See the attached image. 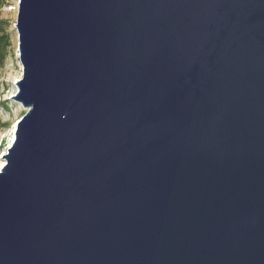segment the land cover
Returning <instances> with one entry per match:
<instances>
[{
	"label": "water",
	"instance_id": "obj_1",
	"mask_svg": "<svg viewBox=\"0 0 264 264\" xmlns=\"http://www.w3.org/2000/svg\"><path fill=\"white\" fill-rule=\"evenodd\" d=\"M14 27L0 264H264V0H18Z\"/></svg>",
	"mask_w": 264,
	"mask_h": 264
},
{
	"label": "rangeland",
	"instance_id": "obj_2",
	"mask_svg": "<svg viewBox=\"0 0 264 264\" xmlns=\"http://www.w3.org/2000/svg\"><path fill=\"white\" fill-rule=\"evenodd\" d=\"M18 0H3L0 6V36L7 38L5 56L0 62V166L4 163L2 156L13 140L15 122L25 110L11 97L15 95L14 83L21 78V66L18 62L17 33L15 22ZM1 168V167H0Z\"/></svg>",
	"mask_w": 264,
	"mask_h": 264
},
{
	"label": "trees",
	"instance_id": "obj_3",
	"mask_svg": "<svg viewBox=\"0 0 264 264\" xmlns=\"http://www.w3.org/2000/svg\"><path fill=\"white\" fill-rule=\"evenodd\" d=\"M3 0H0V6ZM8 45L7 38L5 36H0V62L3 60L5 56L6 46Z\"/></svg>",
	"mask_w": 264,
	"mask_h": 264
},
{
	"label": "bare ground",
	"instance_id": "obj_4",
	"mask_svg": "<svg viewBox=\"0 0 264 264\" xmlns=\"http://www.w3.org/2000/svg\"><path fill=\"white\" fill-rule=\"evenodd\" d=\"M3 166V164H1V166L0 167H2Z\"/></svg>",
	"mask_w": 264,
	"mask_h": 264
}]
</instances>
